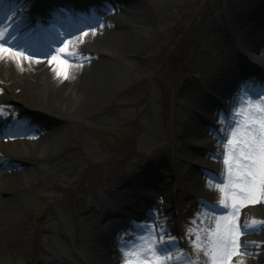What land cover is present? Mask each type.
Returning a JSON list of instances; mask_svg holds the SVG:
<instances>
[{
	"label": "rangeland",
	"instance_id": "obj_1",
	"mask_svg": "<svg viewBox=\"0 0 264 264\" xmlns=\"http://www.w3.org/2000/svg\"><path fill=\"white\" fill-rule=\"evenodd\" d=\"M51 1L26 0L14 7L13 12L20 21L25 15L40 14L41 9L50 7ZM53 1L67 17L63 22L51 21L56 24L55 29L49 28L46 21H30L27 27L13 31L15 37L25 35L27 43L38 49L35 53L28 52L29 55L50 58L52 53L45 52L46 41L60 36L64 25L70 22L72 36L84 33L77 27L78 22L84 21L78 13L80 9L95 15L107 5L104 15L115 18L111 28L124 38L133 37L137 52L148 65L138 68L134 60L118 56L121 43H112L109 51L123 66V74L105 101L102 114L93 117L72 114L53 128H47L43 122L58 117V113L42 107L40 90L25 87L23 70L15 69L7 84H0V106H9L7 112L13 113L21 126L30 124L43 135L47 131L57 135L59 151L78 162L72 177L55 174L46 163L31 175L37 189L22 221L0 248V264H91V236L83 229V221L92 229L106 211L119 209L133 214L136 203L121 186L123 183L139 194L140 203L148 199L164 203L158 221L150 222L157 229H166L164 239L175 238V245L170 247L173 257L183 254L196 264H212L203 249L208 247L209 233L216 230V225L224 226L221 215L226 210H220L217 202H210L204 191L190 197L174 185L180 176L186 180L192 170L204 180L219 182L212 177L214 167L210 160L214 157L206 152L210 149L197 143L189 145L194 137L185 130L186 114L195 111L216 118L227 102L233 111L237 110L241 104L228 101V95L233 94L246 101L259 100L262 92L250 91V83L252 74H260V59L264 58V0ZM9 18L10 15L4 17V24ZM256 36L262 37L254 45ZM248 46L252 49L248 50ZM244 51H252L256 57H245ZM74 56L85 59L89 55L81 47ZM122 102L126 104L117 109L115 106ZM105 113L109 115L107 118ZM197 124L203 125L201 120ZM0 131L3 140L8 133L2 125ZM193 150L200 151V161H188V153ZM227 158L228 150L220 158L226 172ZM140 159L149 162L140 167L141 178L130 184L124 178L131 165ZM157 164L162 177L173 185L168 188L165 184L159 193L155 189L140 192L139 185L145 183L155 188L151 171ZM262 202L264 199L239 209L244 219L236 224L243 235L239 237L238 253L229 264H248L242 251L244 237L264 222L258 208ZM104 203L107 209L102 213ZM189 228L193 229L191 237ZM196 234L201 237L202 250L193 247Z\"/></svg>",
	"mask_w": 264,
	"mask_h": 264
},
{
	"label": "bare ground",
	"instance_id": "obj_2",
	"mask_svg": "<svg viewBox=\"0 0 264 264\" xmlns=\"http://www.w3.org/2000/svg\"><path fill=\"white\" fill-rule=\"evenodd\" d=\"M0 1V31L5 32V47L11 48L13 52L23 53V57H15L10 53L0 52V84H7L15 69L23 70L25 87L40 90L43 99L42 107L47 111L58 113V115L55 114L58 117L44 120V125H48L47 128H53L57 125L56 123H59V120L69 118L72 114L86 117L102 114L105 101L110 97L113 88L118 83V78L123 74V66L114 59L109 51L112 43L114 45L121 43L117 52L118 56L134 60L138 68H146L148 65L145 58L137 52L134 38L131 36L124 38L123 34L119 35L111 28L115 18L111 14L104 15L107 5L100 7L95 15H89L82 9L78 11L84 17V21L78 22L77 27L87 35L79 33L72 36L70 35L72 28L68 27L69 24L64 25L63 23L64 30L60 36H54L51 40L46 41L45 52L52 53V56L43 59L29 55L28 52L35 53L38 49L27 43L25 35L21 38L20 36L15 37L16 34H13V31L21 26L26 25L27 27L30 21L36 23L46 21L49 28L55 29L56 24L50 22L57 19L62 22L66 20L64 10L59 9L57 4L54 5L55 1L52 0L53 3L50 4V7L41 9L40 14L31 13L18 21L13 8L19 4H25L26 0ZM64 1L61 0V2ZM84 1L86 0H79L80 3ZM7 15H10V18L4 24L3 19ZM10 25L13 26V29L8 28ZM27 36L30 37V35ZM261 37L256 36L253 44L256 45ZM65 45H67L65 51L61 52L60 49L65 48ZM81 47L89 55L84 57L85 59L74 56L77 48ZM251 49L248 46V50ZM243 54L245 57H256L252 51H244ZM54 57L56 59H53ZM260 64L262 65L259 69L260 74L251 75L253 82L250 83V91L259 90L264 96V58L260 59ZM250 72L253 73V71ZM61 73H66L67 78ZM235 78L236 76L233 80L236 81ZM193 85L198 87L196 83ZM199 88L201 87L199 86ZM228 97L230 104H237V106L247 102L245 98L242 99L234 94L228 95ZM253 101L259 102L255 99ZM124 104L126 102L117 104L115 107L120 109V106ZM241 105L233 111L227 102L223 108L221 107L216 118L212 115L209 117L210 115L207 113L197 112L195 114V111L194 113L192 111L193 114H189V112L186 114L185 130L192 133L195 140L191 141L189 145L197 143L201 145L200 147L204 146L210 149L206 152L214 157L210 160L214 167L212 177L219 182L204 180L203 176L194 170L187 173L186 180L180 176L174 182L178 191H186L190 197L204 191L210 202H217L215 204L220 210H226L221 218L227 217L229 220L233 216L232 209L230 207L226 209L220 204V201L225 199V194L218 185L227 183V172L222 168L220 158L228 150L226 143L228 139H231V132L238 119L234 114L242 107ZM9 108V106H0V125L8 133L5 139L0 140V248L6 242V236L22 221L23 215L26 213V206L32 202V193L37 188L31 182V175L39 172L41 164L46 163L51 166L55 174L69 177H72L78 168L76 158H68L59 151L57 135H52L48 131L43 135L39 129L30 124L21 126L17 117L13 113L7 112ZM144 111L145 109L142 112ZM104 115L106 118L109 116L107 113ZM200 120L206 130L202 128V124L200 126L197 124ZM203 132L206 134L204 137L202 136ZM1 133L2 131H0ZM212 133L215 134V137H209ZM199 153V150L188 153V161H200ZM180 160L183 158L180 157ZM144 162L149 161L140 159L134 162L124 179L130 180V184L131 181L139 180L141 178L140 167L144 166ZM157 166L153 167L151 171V177L155 180V188H151L145 183L139 185L140 192L148 193L149 190L155 189L159 193L162 192V186L165 184L168 188H171V184L173 185L172 181L162 177V173L158 169L159 165L157 164ZM39 183H42V179ZM121 186L126 189V193L130 194L136 203V208L132 211L133 214L119 209L106 211L101 221L94 224L92 229L84 225L85 221H83V229L86 233L90 232L91 236L90 250L93 256L91 264H125L123 255L125 242L132 239L134 234H140L143 231L137 227L138 224L150 225V221H158L159 213L164 207V203L155 199L143 200L140 203L139 194L133 192L131 186L126 183ZM195 189L198 190V193ZM258 208L264 215L263 202ZM105 209H107L106 203L102 205L100 211L104 213ZM242 215H244L243 212L239 210L236 223L244 219ZM222 221L225 224L228 223V221ZM251 231V235L244 237L245 244L242 246L245 261L248 264H264V223L254 226Z\"/></svg>",
	"mask_w": 264,
	"mask_h": 264
},
{
	"label": "snow or ice",
	"instance_id": "obj_3",
	"mask_svg": "<svg viewBox=\"0 0 264 264\" xmlns=\"http://www.w3.org/2000/svg\"><path fill=\"white\" fill-rule=\"evenodd\" d=\"M66 47L67 45L60 51H65ZM0 52L23 57L22 52H13L11 48L5 47L4 31H0ZM61 74L67 78L66 73ZM258 99V103L249 99L234 114L238 119L231 132V139L226 143L227 183L218 185L225 194V199H222L220 204L226 208L230 207L233 216L230 220L222 217L221 219L228 223L223 227L217 224L216 230L209 233L211 239H208V247L203 250L211 258L212 264H229L231 257L238 253L239 237L243 235L236 224L239 209L264 199V98ZM137 227L143 231L134 234L132 239L125 242V264H196L183 254L177 257L170 254V247L175 245V238L164 239L166 229H157L155 223L138 224ZM188 233L191 237L193 229L189 228ZM193 247L202 250L201 237L198 234L195 235Z\"/></svg>",
	"mask_w": 264,
	"mask_h": 264
}]
</instances>
